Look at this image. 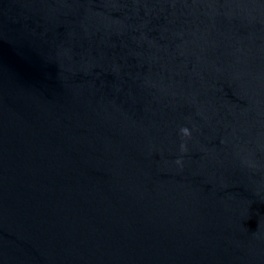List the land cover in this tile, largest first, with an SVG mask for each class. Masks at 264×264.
<instances>
[{
	"label": "water",
	"instance_id": "1",
	"mask_svg": "<svg viewBox=\"0 0 264 264\" xmlns=\"http://www.w3.org/2000/svg\"><path fill=\"white\" fill-rule=\"evenodd\" d=\"M0 264H264V0H0Z\"/></svg>",
	"mask_w": 264,
	"mask_h": 264
},
{
	"label": "clouds",
	"instance_id": "2",
	"mask_svg": "<svg viewBox=\"0 0 264 264\" xmlns=\"http://www.w3.org/2000/svg\"><path fill=\"white\" fill-rule=\"evenodd\" d=\"M180 132L182 133V135L184 136H188L189 135V131L187 128H181ZM181 148L183 149V145H181ZM177 163H179V161H177Z\"/></svg>",
	"mask_w": 264,
	"mask_h": 264
}]
</instances>
